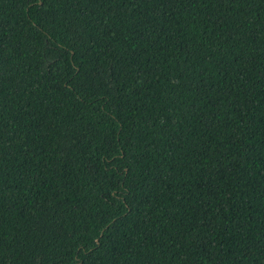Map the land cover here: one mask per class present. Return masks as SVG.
<instances>
[{
  "label": "trees",
  "instance_id": "1",
  "mask_svg": "<svg viewBox=\"0 0 264 264\" xmlns=\"http://www.w3.org/2000/svg\"><path fill=\"white\" fill-rule=\"evenodd\" d=\"M0 264H264V0H0Z\"/></svg>",
  "mask_w": 264,
  "mask_h": 264
},
{
  "label": "snow or ice",
  "instance_id": "2",
  "mask_svg": "<svg viewBox=\"0 0 264 264\" xmlns=\"http://www.w3.org/2000/svg\"><path fill=\"white\" fill-rule=\"evenodd\" d=\"M40 6L43 7V0H40Z\"/></svg>",
  "mask_w": 264,
  "mask_h": 264
}]
</instances>
